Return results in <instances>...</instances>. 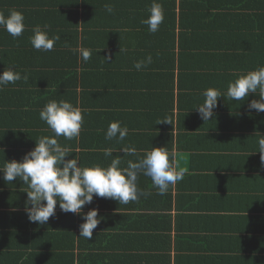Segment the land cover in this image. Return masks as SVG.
<instances>
[{
	"label": "crops",
	"instance_id": "0c3cea01",
	"mask_svg": "<svg viewBox=\"0 0 264 264\" xmlns=\"http://www.w3.org/2000/svg\"><path fill=\"white\" fill-rule=\"evenodd\" d=\"M255 3L261 5L264 11V0H255ZM224 4L247 5V2L224 0ZM40 8L33 0H0V12L5 15L13 9L22 12L25 27L31 31L15 40L5 41L0 36V49L9 51L6 52L7 56H0V59L9 61L12 50V54L19 53L17 55L28 60L34 57L38 64L43 62L41 54L44 53L33 50L29 40L33 34L31 27L38 25ZM240 12L243 14L238 17L240 30L245 25L251 27L253 8L246 7ZM49 15L45 12L42 27L50 26ZM255 20L258 28L264 32V19L263 24L257 18ZM58 21L61 20L58 18ZM106 24L109 23L106 21ZM111 29L109 25L100 28L105 38L103 50H107L110 44L108 33ZM50 31L60 36L58 42L70 44L67 26H62L61 31L51 28ZM227 33L225 30L224 34ZM90 68L87 71L93 70ZM112 71H109V75H112ZM134 76L128 74L125 80H120L121 76H111L107 85L100 89L95 83L89 87L78 85L74 91L81 94L88 90L96 94L102 89L105 92L109 89H127L136 103L135 109L143 104H139L141 95L148 94L153 85L146 84L142 77L136 79V73ZM203 102L198 94L193 93L183 107L179 106L176 98L172 113L160 114L156 116L157 120L153 116L146 118L136 115L135 125L128 124L125 115H111V118L103 117V120L93 118L78 139L58 138L62 146L72 150L65 159L77 156L84 167L96 164L107 167L125 146L135 147L140 156H143L144 150L152 147H166L171 159L174 151L179 167L185 169V175L168 191L170 193L172 190V205L161 210L169 211L171 230L165 224H156L154 214L158 211L151 208L148 197L143 195L138 201L128 204L94 196L92 203L84 206L85 212L93 208L99 210L100 223L93 230L91 240L79 237L80 225L84 222L82 217L61 211L59 202L55 215L47 223L40 225L31 222L25 211L27 185L19 179L7 183L0 172V264H21V261L23 264H257L246 260L242 248L245 243L251 245L255 241H264V166L261 165V154L256 152L258 137L255 135L257 131L264 134V122L260 123V128L251 124L248 128H242L240 123L221 121V116L216 115L214 119L220 120V124L206 125L195 109ZM3 115L0 111V119ZM164 119H170L174 125L168 122L157 124ZM113 121H120L122 126L129 129L128 136L122 142L105 139L108 125ZM141 126H145L143 130H140ZM20 131L26 135L28 133L26 144L20 137L11 136L10 147L7 150L0 147V165L6 160L22 161L25 154L36 147V140L54 135L50 129L34 132L23 127ZM2 140H5V135L0 136V143ZM105 148L114 149L112 157L104 156L102 149ZM252 153L255 154L250 156V167L247 155ZM119 155L123 156L124 153L121 151ZM123 159L122 167L126 166L128 159L135 160L136 157ZM143 181L148 183L145 188L147 193L157 194L151 179L141 174L137 185L141 186ZM189 186L190 189L185 190ZM168 192L161 197L166 198ZM182 192L184 197H178ZM168 215L163 217V222L167 223ZM232 240L243 242L232 246ZM215 247L226 251L220 252L218 248L212 251ZM234 249L239 252L236 253L237 257L231 258L236 256L232 253ZM227 252L229 254L220 256Z\"/></svg>",
	"mask_w": 264,
	"mask_h": 264
},
{
	"label": "trees",
	"instance_id": "16d2710c",
	"mask_svg": "<svg viewBox=\"0 0 264 264\" xmlns=\"http://www.w3.org/2000/svg\"><path fill=\"white\" fill-rule=\"evenodd\" d=\"M33 2L37 4V8L39 5L41 7L38 25L42 26L45 12L50 13L49 36H55L50 28L53 31H61L65 25L69 30L71 42L62 44L56 41L52 51H41L44 53L41 54L44 59L41 64H38L34 57L28 60L17 55L19 53L12 54V50L9 61L0 59V74L7 68H14L29 77L27 82L20 80L0 91V111L4 114L0 119L2 131L0 136L5 135L0 147H6V150L12 144L11 136L20 137L23 144H26L28 133L27 135L21 133L23 127L34 132L49 129L48 125L40 120L39 113L50 100H67L74 106H79L84 118L81 131L88 127L93 118L103 120V117L111 118V115H125L128 124L136 125V115L146 118L153 116V119L157 120L156 116L160 114H171L176 107V98L179 106L183 107L192 98L193 93L198 94L204 101L201 93L209 87L226 94L229 82L234 81L239 74L264 66V32L258 28L255 20L257 18L263 24L264 11L255 0H246L247 5H225L224 0H156L163 7L164 21L155 33L149 32L148 25L141 22L148 17L147 9L153 0H83V3L81 0H33ZM105 4H110L114 11L108 13ZM246 7L254 10L253 22L251 27L245 25L241 31L238 17L243 16L240 10ZM258 8L259 10L255 11ZM105 20L109 24H106ZM107 25L112 28L108 33L110 44L107 45V50H103L101 48L105 38L100 28ZM28 29L25 27L22 36L31 32ZM225 30L227 34H224ZM161 35L163 38H160ZM0 36L5 38V41L12 39L4 30L0 31ZM77 47L91 49V59L84 62L78 53L71 51ZM121 47L125 50L121 51ZM204 48L207 49L205 52L202 51ZM32 49L36 50L33 47ZM6 52L9 51L0 49V56H7ZM31 54L34 55V52ZM149 55L152 62L143 69L136 70L135 62L146 60ZM105 57L109 58L108 62ZM90 67L93 70L87 71ZM111 69L112 75H109ZM135 73L136 79L142 77L146 84L153 85L148 94H142L139 98V104L143 103L139 108L134 109L135 102L127 89L114 91L109 89V92L102 89L96 94L88 90L81 94L74 91L78 85L89 87L95 83H98L97 89H100L107 85L111 76H121L120 80H125L128 74L134 76ZM258 98L254 93L244 102L232 101L226 96L220 97L218 106L214 109L215 116H221V121L240 123L242 128H248L250 124L252 127L257 125L260 128V123L264 122V113L257 114L255 110L248 108L251 100ZM203 122L206 125L220 124V120L218 122L214 118ZM144 127L141 126L140 130ZM253 154L255 153L247 155L250 167H252L250 156ZM143 182L144 184L138 185V188L146 192L148 183ZM182 194L183 192L178 197L183 196ZM186 196L187 194L185 198ZM147 197L151 208L158 211L154 214L156 224L158 226L165 224L171 230L169 211L161 210L167 205H172V190L168 192L166 198L159 194H149ZM166 215L167 223L163 222ZM232 241L234 242L232 246L243 242ZM217 250L226 251L220 248ZM242 251L250 263L264 264V241L262 243L255 241L251 245L245 243ZM238 252L234 249L232 253L236 256L231 258L237 257ZM224 254L229 252L220 256Z\"/></svg>",
	"mask_w": 264,
	"mask_h": 264
},
{
	"label": "clouds",
	"instance_id": "9594fccd",
	"mask_svg": "<svg viewBox=\"0 0 264 264\" xmlns=\"http://www.w3.org/2000/svg\"><path fill=\"white\" fill-rule=\"evenodd\" d=\"M105 10L108 13L114 11L110 4H105ZM147 11L148 17L141 22L148 25L149 32L155 33L164 21L163 7L153 0ZM24 20L23 13L14 9L7 15L0 12V29L6 31L15 40L25 31ZM48 27V25L43 27L36 25L32 29L33 34L29 40L37 51H52L55 42L60 39L59 35L50 37ZM124 50L121 47V51ZM71 51L78 53L79 58L84 62L91 59V49L77 47ZM105 59L108 62L109 58L105 57ZM151 62L152 57L149 55L146 60L136 61L134 67L139 71ZM28 79V75H22L14 68H7L0 74V91L9 84H15L20 80L27 82ZM253 93L259 98L252 99L248 108L255 110L257 114L264 113V66L239 74L234 81L229 82L226 94L213 87L203 90L201 95L204 97V102L195 109L206 122L214 118V109L217 108L220 97L226 96L232 101L244 102ZM39 118L48 125L54 135L43 136L36 140V147L25 154L22 161L6 160L0 165V172L3 173V179L7 183L19 179L27 185L25 211L31 222H38L40 225L47 223L49 218L55 215L59 202L61 211L82 217L84 222L80 225L79 237L91 240L93 230L100 223L99 210L93 208L85 212L84 206L91 204L94 196L114 199L119 204H128L138 201L141 195L150 194L138 188L137 180L141 174L151 179L157 194L161 196L184 178L185 169L179 167L174 151L170 159L166 147H152L150 150H144L143 156H140L135 147L125 146L119 151L124 155L120 156L118 153L107 167L100 164L90 167L81 166L77 156L66 160L65 157L71 154L72 150L62 146L58 138L61 136L66 140L79 138L84 122L82 109L67 100H50L40 110ZM162 122L172 123L170 119H164L157 124ZM128 134L127 126H122L120 121H113L108 125L105 139L122 142ZM255 135L258 137L256 152L261 154V165L264 166V134L257 131ZM102 151L105 157H112L114 149L105 148ZM130 156L136 159H128L126 166L122 167L123 158Z\"/></svg>",
	"mask_w": 264,
	"mask_h": 264
}]
</instances>
